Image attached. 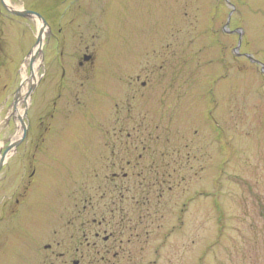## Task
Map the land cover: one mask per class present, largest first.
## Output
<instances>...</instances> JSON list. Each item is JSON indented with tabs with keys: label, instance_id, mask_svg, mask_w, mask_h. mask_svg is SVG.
I'll return each instance as SVG.
<instances>
[{
	"label": "rangeland",
	"instance_id": "374dc122",
	"mask_svg": "<svg viewBox=\"0 0 264 264\" xmlns=\"http://www.w3.org/2000/svg\"><path fill=\"white\" fill-rule=\"evenodd\" d=\"M87 1V36L78 46L74 26L73 46L66 51L72 57L69 70L88 72L86 84L80 85L81 75L72 83L73 95L83 94L80 102L74 97L71 116L51 127L50 100L38 113L39 91L28 95L22 107L28 120L25 142L9 157L6 181L5 171L0 173V264H72L87 253L84 262L98 263L96 251L86 250L81 222L67 226L65 221L79 214L76 203L87 192L98 214L93 188L111 150L103 144L111 146L118 118L123 125L128 121L129 104L138 124L150 125L141 134H152L135 170L145 169V184L157 181L161 188L150 190L145 205L126 201L134 219L147 220L130 245L124 230L125 255L119 262L130 263L131 254L132 264H264V73L258 65L264 67V0ZM83 54L91 59L80 67ZM56 58L50 71L61 70ZM9 67L7 62L4 68ZM13 70L9 78L8 71L0 76V90L7 88L0 102L5 97L10 102L22 81L21 64ZM9 113L2 108L0 118ZM16 124L0 126V150L15 142ZM128 130L121 140H127ZM40 132L46 138L41 144ZM126 153L133 171L139 152ZM33 172L42 180L29 184ZM17 173H23L20 185L10 181ZM69 176L70 185L63 181ZM22 197L25 205L15 206ZM118 240L117 235L107 262L119 252Z\"/></svg>",
	"mask_w": 264,
	"mask_h": 264
},
{
	"label": "flooded vegetation",
	"instance_id": "af4514ba",
	"mask_svg": "<svg viewBox=\"0 0 264 264\" xmlns=\"http://www.w3.org/2000/svg\"><path fill=\"white\" fill-rule=\"evenodd\" d=\"M87 15V0H0V76L1 74L4 75L5 71H8L7 77L9 78L12 74L11 72L14 71L13 68L16 65L21 64L22 69L25 66L27 77L31 78L32 66L35 65L37 69L36 75L34 80L27 84L29 88L26 86V90H28L25 94V103L26 97H28L31 88L32 91L30 95L35 92L38 93L39 91L38 94L41 100V108L37 111L38 113L47 106V102L50 100L51 113L49 115L50 122L48 125L50 126L52 123L51 127L55 120H57L58 123L60 120L64 121L69 118L71 116L70 103L72 99L76 97L75 100L79 103L80 100L78 95L80 97L83 96L80 92L78 95H73V80L78 78V75L83 76L80 80V85L82 86L83 84H86L89 79L87 71L80 74L78 71L69 70L72 67V57L67 54V49L70 52L73 46L74 26L76 27L77 35L75 38L76 40H79L77 45H83V39L87 36ZM26 47L27 50H25ZM56 54L61 58L59 59V68L61 70L50 71L52 64L57 60ZM16 58H18L17 62L15 61ZM90 59L91 57L89 55L83 54L82 62H79L78 65L81 67L84 62L87 63ZM7 62L10 66L8 70H6L7 68H4V65ZM119 69L120 64L118 65V70L114 72V79L117 81L115 88V93L117 95L118 93L120 94L121 89L120 79L122 71ZM91 73L93 74L94 72ZM102 87H105V82L102 83L101 88ZM21 88L22 81L20 82L19 87L15 90L10 102H8V97H5L3 102H0L1 111L2 108L5 107L8 111L10 110L8 118H0V126L3 127L2 130L7 128L9 121H12L13 123L15 121L17 123L16 127L19 129L18 132L20 133L19 135L17 133L18 136L16 135V147L25 142L28 122L26 111H24V108L22 109L25 103L21 105L19 104ZM140 88L145 90L146 82L140 83ZM6 89L7 88H3L0 90V96H2V93H4ZM106 89H109V84L106 86ZM132 100L135 102V94L132 96ZM19 105V113L21 115L16 117V106ZM136 111V108L133 110V106L129 104L127 110L129 113L128 121L123 125L120 124L121 120L118 118L116 125L117 131L113 130L114 135L111 146H109L110 142L108 141H105L103 144V147H109L111 150H109L110 156L104 157V167L97 174L99 183L93 188V190L98 192V214L93 210V205L95 203L92 198L88 197V189H86L85 191L87 193H85V196L76 203V205H81V211H78L79 214L76 217H73L69 221H65L67 226L72 225V222H81L80 232L86 242V250L91 252L96 251V255L99 258L98 263L91 264L125 263L119 262V260H122L125 255V248L122 247L124 230H127L129 233L125 240V245H130L141 235L139 230L141 223L147 220L144 215H141L143 218L139 217V219H134V217L129 214L128 209H125V204H127L126 201L128 200L130 205L136 207H139L142 204L145 205L149 202V195L151 194L150 190L161 188V186L157 184V181L156 183L145 184V181H147L145 169L139 172L135 170L137 160H143L144 157L142 153L148 151L152 142V134H141L142 131H146L142 129V127H146L148 124L140 122L142 127L138 124ZM145 115L146 114H144V116ZM207 116L210 118L211 113L209 112ZM20 120H22L25 133H23L22 125L19 122ZM37 123L38 127L41 128L43 123L41 117H38ZM148 127H150V125H148ZM126 128H129L130 130L125 134L127 140L123 141L121 140V134L122 131H126ZM46 131H49V127L46 128ZM36 139L39 140L41 144L46 138L42 135V132H40ZM9 145L10 143L3 147L4 150H0L1 155ZM122 152L124 156H122ZM126 152L129 154H132V152H139V154L134 157L133 171H130V168L132 167V157ZM152 159L153 155L150 154L147 158V162H152ZM8 160L9 158L0 169V173L2 170L3 172L5 171L2 178V180L5 181L7 180L9 170H12L10 167L6 166ZM160 160L163 161V158L160 157ZM176 163L178 166L181 165L180 161ZM168 167L169 165L164 166L165 169H168ZM70 174H72L71 170L69 175ZM29 177V184L33 181H38L39 183L42 180H39L38 178L36 180L34 172L30 174ZM22 178L23 173H17V175L11 178L10 181L16 180L19 183ZM69 180L70 176L68 179L64 178L63 181L70 185ZM20 184L21 183H19V185ZM44 185L45 182L41 183L40 187ZM141 191L146 192L138 197ZM27 193L28 192L26 191L25 195H27ZM129 193H132L130 198L126 196ZM65 199H67L66 196ZM22 200L23 202H21L20 198H16L14 200L15 206H24L26 203L25 198L22 197ZM145 200L147 201L145 202ZM57 204L63 205L62 203ZM4 217H7V215ZM92 227H95L96 231L92 230ZM109 230L112 231L108 233ZM117 235L119 237V240L117 241V249L120 253L114 252L111 260L113 259L118 262L112 263L110 262L111 260L107 262L106 260L109 259L108 256L111 254V250L116 245L114 240ZM89 239H91V242L88 241ZM99 240H101V247H97ZM60 245V242L57 243V246ZM49 248V246L46 247V249ZM64 252L65 255L66 251ZM88 256L89 254L87 253L84 258L82 257V260L73 261L72 264H89V262H84L89 259ZM62 257L63 254H60V258ZM126 260H129L130 262L126 264H132V255L129 254V258ZM61 264L68 263L64 262ZM151 264L156 263L153 261Z\"/></svg>",
	"mask_w": 264,
	"mask_h": 264
},
{
	"label": "bare ground",
	"instance_id": "6f19581e",
	"mask_svg": "<svg viewBox=\"0 0 264 264\" xmlns=\"http://www.w3.org/2000/svg\"><path fill=\"white\" fill-rule=\"evenodd\" d=\"M36 66H32V70H31V78H28L27 75H26V72H25V66L23 67L22 69V73H21V79H22V88H21V91H20V100H19V104H23L25 103V94H26V86L29 82L33 81L34 78H35V75H36ZM20 105L19 106H16V112H15V115L16 117H19L21 114L19 113V108H20ZM20 132H18V135H19ZM17 135V136H18ZM17 136L15 137L14 140L17 139Z\"/></svg>",
	"mask_w": 264,
	"mask_h": 264
},
{
	"label": "water",
	"instance_id": "95a60500",
	"mask_svg": "<svg viewBox=\"0 0 264 264\" xmlns=\"http://www.w3.org/2000/svg\"><path fill=\"white\" fill-rule=\"evenodd\" d=\"M232 11H233V8L231 7V14H232ZM231 14H230V16H231ZM230 16H229L228 19H227L226 25L229 24ZM236 33H237L238 36H239V41H238V45H237V48H236V49L238 50V49H239V46H240V31H239V30H236ZM247 58H249V57L247 56ZM262 71H264V67H262ZM31 91H32V88H31L30 92L28 93V95L31 94ZM19 122H20L21 125H22L23 133H25V128L23 127L22 120H20ZM14 147H16V143L9 145V146L6 148V150L4 151V153L0 156V169H1V167L3 166L4 158H5L6 154H7L9 151H11Z\"/></svg>",
	"mask_w": 264,
	"mask_h": 264
}]
</instances>
